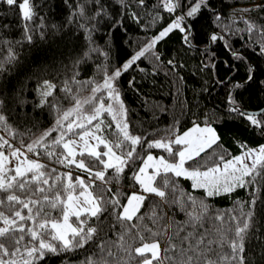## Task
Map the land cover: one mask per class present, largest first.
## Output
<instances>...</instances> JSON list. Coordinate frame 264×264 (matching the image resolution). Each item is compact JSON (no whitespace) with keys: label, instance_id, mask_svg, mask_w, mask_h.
I'll use <instances>...</instances> for the list:
<instances>
[{"label":"snow or ice","instance_id":"obj_1","mask_svg":"<svg viewBox=\"0 0 264 264\" xmlns=\"http://www.w3.org/2000/svg\"><path fill=\"white\" fill-rule=\"evenodd\" d=\"M129 28L145 33L130 54ZM141 58L181 86L198 78L182 131L133 130L120 78ZM209 82L223 95L205 104ZM0 264H264V3L0 0Z\"/></svg>","mask_w":264,"mask_h":264},{"label":"trees","instance_id":"obj_2","mask_svg":"<svg viewBox=\"0 0 264 264\" xmlns=\"http://www.w3.org/2000/svg\"><path fill=\"white\" fill-rule=\"evenodd\" d=\"M134 3V0H132ZM250 3H264V0H223L224 12L227 14L232 8L244 7ZM239 14V13H238ZM258 13H251L252 16H256ZM248 15V13H245ZM12 22L15 24L16 20L13 17ZM127 23V22H126ZM16 35L14 31L12 33ZM145 36L144 30L139 29L133 31L132 28L128 29V32L124 33L121 37V47L127 49L130 54L134 45L131 41H136L139 43L141 39ZM124 37H129V43L124 44ZM99 42H103L102 39L97 36ZM178 40V33H170L168 37L164 38V42L159 44V50L164 53V59H167V53L171 52ZM26 49L28 45L24 46ZM114 51L113 56H116ZM222 57L224 56L223 51L219 53ZM199 59V57H197ZM142 66L146 69L145 72H140L134 67L121 75V85H122V98L125 100L126 104L133 110L131 112L132 128L135 131H147L148 128L156 129V135H162L167 130L169 125L174 128H178L182 131L186 126H188L192 120V113L196 112L194 104L195 100L193 95V89L200 87V82L194 73L184 74L187 77L186 84L181 86L179 83L174 81V78L170 72L165 68L161 67L157 71H152V63L150 60L141 58L139 61ZM135 76V86L130 87L127 85V80ZM209 92L201 93L200 100L202 103H209L210 101H217L218 97L223 95V89L217 91H212L213 86L209 82ZM136 89H139L137 91ZM179 92V94H178ZM183 106V111H182ZM211 106V105H209ZM200 113L203 114V108L200 109ZM36 117L41 122L49 120V114L45 111L43 114L40 112L36 113ZM110 119V118H109ZM216 126L223 138L226 150L230 154H236L241 151L239 145L235 144L230 137H232L236 130L235 123L224 122L221 124L219 121L216 122ZM114 129V124L112 125ZM107 131V129H105ZM149 138H152L149 136ZM243 138L247 141L249 145L254 146L255 144L261 142V137L259 133H245ZM155 154H164L161 150L153 149ZM207 151V150H206ZM203 160V155L201 161ZM181 185L188 190L190 189L191 182L186 178H180ZM127 186V184L125 185ZM246 191V190H245ZM236 196H240L243 199L242 192L240 190H235L234 196H220L213 200L215 208L225 211L229 206L235 203ZM151 201H148L142 206V211L147 212L150 209ZM163 210L167 213V216H172L173 213L169 209V206L165 204ZM184 219L183 213H178L175 215L176 221H182ZM205 227H208L205 224Z\"/></svg>","mask_w":264,"mask_h":264},{"label":"rangeland","instance_id":"obj_3","mask_svg":"<svg viewBox=\"0 0 264 264\" xmlns=\"http://www.w3.org/2000/svg\"><path fill=\"white\" fill-rule=\"evenodd\" d=\"M154 155H160V154H155V153H154Z\"/></svg>","mask_w":264,"mask_h":264}]
</instances>
